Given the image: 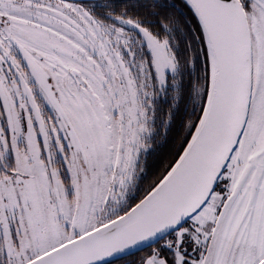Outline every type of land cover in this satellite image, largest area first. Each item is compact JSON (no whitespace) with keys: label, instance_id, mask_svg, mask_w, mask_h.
I'll return each mask as SVG.
<instances>
[{"label":"snow or ice","instance_id":"obj_1","mask_svg":"<svg viewBox=\"0 0 264 264\" xmlns=\"http://www.w3.org/2000/svg\"><path fill=\"white\" fill-rule=\"evenodd\" d=\"M0 264H264V0H0Z\"/></svg>","mask_w":264,"mask_h":264},{"label":"trees","instance_id":"obj_2","mask_svg":"<svg viewBox=\"0 0 264 264\" xmlns=\"http://www.w3.org/2000/svg\"><path fill=\"white\" fill-rule=\"evenodd\" d=\"M160 151L161 153H163L164 151H166V148H161Z\"/></svg>","mask_w":264,"mask_h":264}]
</instances>
